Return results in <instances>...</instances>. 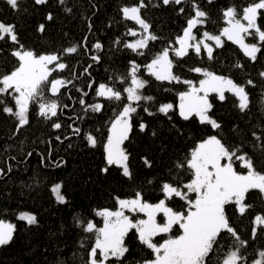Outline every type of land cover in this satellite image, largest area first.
Masks as SVG:
<instances>
[{
	"label": "trees",
	"instance_id": "1",
	"mask_svg": "<svg viewBox=\"0 0 264 264\" xmlns=\"http://www.w3.org/2000/svg\"><path fill=\"white\" fill-rule=\"evenodd\" d=\"M144 2L148 7L142 10V18L149 22V31L159 39L150 41L147 48L133 52L124 44L139 37L142 29L135 21L124 19L121 8L134 5L137 0H65L64 5L58 0H48L44 5H36L34 0H21L17 9L8 5L6 0H0V22L15 25L20 44L26 49L45 54L63 53L68 47H77L76 53L63 56L68 67L57 70L50 77L71 83L61 88L62 94L58 97L51 96L47 86L45 89V96L50 100L58 99L61 105L56 117L45 120L38 115V104L31 103L28 123L17 129V117L5 113L4 105L0 104V220L11 221L14 226L12 240L0 246V264H87L95 235L84 232L82 222L91 220L100 228L104 220L96 212L114 209L116 197L132 198L136 191H142L144 199L152 203L163 198L161 182H188L191 172L186 167L178 169L176 165L184 163L198 142L210 135H217L230 147L240 148L241 153L246 152L253 158L256 170L264 174V147H261L264 145V80L259 76L264 70V47L255 63L244 56L239 45L226 38L222 39L223 47L213 45L215 58L211 60L203 49L197 55L190 48L182 58L170 50L173 73L182 81L197 84L203 75L191 69L199 67L230 77L238 84L251 79L255 85L246 89L250 94L249 108L243 113L236 107L238 101L232 93L225 92L224 101L219 100L217 93H208L209 102L213 105L209 115L221 124L220 129L201 124L195 115L183 120L177 108L178 94L191 85L157 81L148 73L146 65L170 43L176 48V37L181 34L187 18L194 13L188 0L179 6H165L162 0ZM197 2L208 13L206 23L194 29L198 36L204 30L211 34L220 33L226 24L223 10L232 5L242 9L251 0ZM181 6L185 8L183 14L179 13ZM65 8L72 10L66 12ZM49 13L52 20L46 19ZM257 23L264 26V17L258 18ZM41 24L45 26L43 32L38 30ZM129 28L137 31L138 35H128ZM246 40L257 43L256 37H246ZM97 42L102 45L100 49L93 47ZM16 47L7 37L0 40V74L10 73L17 66V59L11 55ZM138 52L144 54L139 55ZM93 56L99 57V61H94ZM132 60L139 65L138 76L148 81L140 90L141 94L154 99L133 103L137 108L132 114L133 128L122 144L129 153L133 172V179H128L115 165L107 173L102 169L105 167L104 146L109 126L123 105L128 103L123 89L131 81L130 78L127 82L121 81L127 77L131 67L129 61ZM237 62L243 67H234ZM101 83L121 91L122 99L116 101L97 96L96 88ZM89 84H92L91 88ZM85 92L88 95L85 96ZM0 99L14 109L11 96L3 95ZM81 99L85 105L80 104ZM96 103L102 105L100 111L85 110L86 105ZM166 103L172 105L168 116L157 111ZM144 107L154 115L144 112ZM141 122L149 125L145 132L139 130ZM53 123H60L62 127L54 129ZM76 128L81 129L80 134L74 132ZM153 132H156L155 136ZM253 132L262 137L261 141L253 137ZM85 133L96 138L95 147L88 145ZM143 158L152 162L151 168L143 163ZM234 167L240 173L247 172L240 167L239 161ZM148 180H153V183L149 184ZM57 183L62 185L60 192L67 201L64 204L59 203L51 191ZM245 203L252 207L243 215L235 205L226 207L238 236L247 241L242 251L248 257V264L257 250H264V225H257V235H252L255 216H264V196L258 190H250L246 193ZM167 204L178 211L187 207L178 197L167 201ZM22 211L35 215L37 223L29 225L27 221L20 220L17 214ZM74 217H79V221ZM162 217L159 215V219ZM179 234V227L173 226L170 233L153 239L160 243ZM125 242L132 255L124 264H142L143 260L153 258L151 250L136 239L135 230L130 231ZM235 242V238L225 232L210 264H217L218 257L230 250ZM113 263L116 264L115 261Z\"/></svg>",
	"mask_w": 264,
	"mask_h": 264
},
{
	"label": "snow or ice",
	"instance_id": "2",
	"mask_svg": "<svg viewBox=\"0 0 264 264\" xmlns=\"http://www.w3.org/2000/svg\"><path fill=\"white\" fill-rule=\"evenodd\" d=\"M7 4L13 9L20 6L21 0H6ZM151 2V0H150ZM194 15L187 18L186 27L182 30V35L177 36L175 44L178 48H174L171 43L169 47L162 49L150 63L146 65L148 73L157 81H168L185 83L192 85V81L181 80V78L173 73V60L170 59V50L174 52L176 57H184L191 48L197 55L201 54L202 49L206 52L208 58L214 59L213 45L207 41L214 42L216 48L223 47L221 37L239 45L245 57L249 58L253 63L258 59V53H261L264 47V26L257 23L258 18L264 17V0H251V2L241 8L232 5L223 10V17L227 23V27L221 29L218 35L211 34L207 31L202 33V38H198L193 30L199 25L206 23L208 13L203 10L197 0H188ZM212 0H209L211 3ZM36 5H44L48 0H34ZM61 5L65 4V0H58ZM185 0H162V4L168 6L170 4L183 5ZM148 7L144 0H137V3L131 6H123L121 12L126 20L135 21L136 25L142 29L139 33L140 38L132 43H125L124 46L137 52L138 49L148 47L150 41H156L158 36L149 31L150 24L142 18V10ZM66 12H71V8H65ZM185 8L179 7V13L183 14ZM47 20H52L53 16L49 13ZM246 22V23H244ZM39 31L43 32L45 26L39 25ZM128 35L133 37L138 33L132 28L128 29ZM7 37L17 47L12 51L18 64L10 72L0 74V96H11L16 110L7 106L3 99V111L7 114L14 115L18 119L17 129L28 123V112L31 103L38 104V115L45 120H51L58 115V109L61 105L58 99H48L45 96V89L51 93V96L58 97L61 95V88L65 87L71 81H65L59 78H52V74L57 70H64L68 65L63 62L64 55H70L77 52V47L72 46L63 50V53H45L40 54L34 50L26 49L20 44L16 33L15 25H5L0 22V40ZM246 37H256L257 43H246ZM118 43L120 41H117ZM191 42V43H190ZM96 49H100L102 45L97 42L93 45ZM143 55V52H138ZM94 61H99V57L93 56ZM131 65L127 77L122 78L121 82H127L130 78V86L123 89L127 95L128 103L123 105L122 110L112 121L109 129L107 143L104 146L105 151V167L103 172L107 173L113 165L122 170V175L128 179H133V172L129 164V153H127L121 145L129 138V132L132 131V114L137 111L133 106L134 102L152 101V96H144L140 90L144 89L147 80H143L138 76L139 65L134 60L129 61ZM234 67L242 68L243 65L237 62ZM196 73H201L205 79L199 81V88L191 87L189 92L181 93L179 115L183 120H189L193 115L199 118V122L203 125H210L212 129H220L221 124L209 115L213 105L209 103L207 96L209 92L218 94L221 101L226 99L225 92H230L236 97L238 103L236 107L240 112H245L249 108L250 94L246 90L248 86H255L254 81L248 79L244 84H238L232 78L199 67L191 69ZM88 72V69H85ZM259 76L264 80V70L260 71ZM92 87V84H89ZM79 91V90H78ZM203 92L200 96L197 93ZM96 94L108 100L119 101L122 99L121 91L101 83L96 88ZM84 95H88L87 92ZM81 105H85L83 99L80 100ZM66 107V105L64 106ZM102 105L99 103L86 105L92 111H100ZM172 108L170 104H162L157 109L159 113L168 116L169 110ZM144 112L148 115H154L148 107H144ZM170 118V117H169ZM54 129H60V123H53ZM149 125L141 122L139 130L145 132ZM76 134L81 133V129H74ZM85 139L90 147L97 144L96 138L91 133H85ZM153 136L156 132L152 133ZM257 141H261L262 137L256 132L252 133ZM59 140L60 137H57ZM264 147V145H261ZM29 156L32 153H28ZM226 161V162H225ZM240 162V167L247 169L246 174H241L236 170L234 164ZM143 163L148 167H152V162L143 158ZM59 166V165H57ZM178 169L187 168L191 172V179L183 184L173 183L165 180L160 184V190L163 198L155 204L149 203L144 199L142 191H136L132 198L116 197L117 209H102L96 212L104 220V226L97 228L91 221H83L82 228L86 233L95 235V241L88 252L87 264H124L128 256L132 252L125 242V237L129 235L131 230H135L138 242L151 250L152 259H145L142 264H210L212 254L217 252L219 240L223 239L226 232L235 238V244L226 253L217 259V264H246L248 257L244 255L242 249L247 245V241L241 239L237 230L233 227L231 217L228 215V205H235L238 212L243 215L247 209L251 208L250 204L245 203L246 193L250 190H258L261 196H264V174L256 170L255 162L246 152L241 153L240 148L228 146L217 135H210L206 139L200 141L197 146L191 150L189 157L185 158L184 163L176 165ZM149 184L153 180H148ZM60 183L55 184L51 191L55 195L57 201L61 204L66 203V198L61 194ZM194 194V199L192 198ZM178 197L187 205L184 211L174 210L167 204V201ZM125 211L131 213H144L147 219L134 220ZM157 214H162L164 221H157ZM20 220L27 221L29 225L37 223L35 215L29 213H21L18 217ZM79 221V217H74ZM256 225H264V216L256 215L254 218ZM173 226H178L180 234L169 236L162 243L154 242V237L160 234L170 233ZM14 226L0 220V246L7 245L13 238ZM252 235H257V228L253 227ZM83 246V245H82ZM258 257V258H257ZM250 264H264V250H257L255 257Z\"/></svg>",
	"mask_w": 264,
	"mask_h": 264
},
{
	"label": "rangeland",
	"instance_id": "3",
	"mask_svg": "<svg viewBox=\"0 0 264 264\" xmlns=\"http://www.w3.org/2000/svg\"><path fill=\"white\" fill-rule=\"evenodd\" d=\"M244 23H246V22H244ZM185 27H186V25H185ZM224 27H227V23L222 27V28H224ZM141 32V31H140ZM193 32H194V30H193ZM203 32H205V30L203 31ZM202 32V33H203ZM194 34H195V32H194ZM219 34V33H218ZM218 34H214V35H218ZM180 35H182V32H181V34ZM180 35H178V36H180ZM196 35V34H195ZM198 38H202V34H200V35H198L197 36ZM140 38V36L139 37H136V38H134L132 41H130L129 43H132V42H135V40H137V39H139ZM223 38H226V37H221V39H223ZM227 39V38H226ZM245 42L246 43H251V42H248L247 40H246V38H245ZM191 43V42H190ZM207 43H209V44H211V45H214V42H212V41H207ZM179 47V45L177 44V46H176V48H178ZM160 53V52H159ZM158 53V54H159ZM151 62V61H150ZM149 62V63H150ZM202 79H205V77L203 76L200 80H202ZM130 86V85H129ZM191 87H195V88H199V82L197 83V84H192L187 90H184V91H181L179 94H178V101H177V108H178V110L180 111V104H181V99H180V94L181 93H185V92H189L190 91V89H191ZM198 95H200V96H203L204 95V93L203 92H199V93H197ZM207 99H208V96H207ZM208 101H209V99H208ZM210 103V102H209ZM166 104H170V103H166ZM171 105V104H170ZM14 111L16 110V105L14 106V109H13ZM118 115V114H117ZM116 115V116H117ZM116 118V117H115ZM114 118V119H115ZM113 119V120H114ZM111 124H112V122H111ZM111 124H110V126H109V129H110V127H111ZM108 135H109V131H108ZM207 138V137H206ZM205 138V139H206ZM107 139H108V136H107ZM107 139H106V142H105V144L107 143ZM204 140V139H203ZM202 141V140H201ZM200 142V141H199ZM198 142V143H199ZM197 146V145H196ZM121 147H122V145H121ZM123 148V147H122ZM226 162V161H225ZM241 174H246V173H241ZM195 198V197H194ZM159 201V200H158ZM158 201H156V202H152L153 204H155V203H157ZM150 203V202H149ZM117 207H118V205H116V207L114 208V209H109V210H116L117 209ZM21 213H29V212H26V211H22V212H19L18 214H17V217H19V215L21 214ZM29 214H32V213H29ZM33 215V214H32ZM125 215H128L130 218H133L134 220H139V219H147V216L144 214V213H131V212H128V211H125ZM159 215H162V214H157V221L158 222H160V223H162L163 221H164V217H162V219H159ZM163 216V215H162ZM3 221V220H2ZM5 223H10V224H12L13 225V222H11V221H4ZM104 226V221H103V223H102V226L100 227V228H102ZM257 225L255 224V227H256ZM163 242V241H162ZM162 242H160V243H162ZM258 258V257H257ZM152 259V258H151ZM114 264V263H113ZM248 264H250V262L248 263Z\"/></svg>",
	"mask_w": 264,
	"mask_h": 264
}]
</instances>
